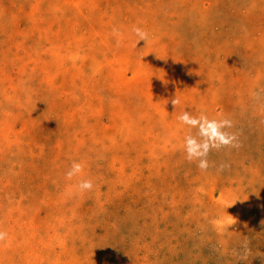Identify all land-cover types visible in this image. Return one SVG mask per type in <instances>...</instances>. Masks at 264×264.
Returning a JSON list of instances; mask_svg holds the SVG:
<instances>
[{"label": "rangeland", "instance_id": "obj_1", "mask_svg": "<svg viewBox=\"0 0 264 264\" xmlns=\"http://www.w3.org/2000/svg\"><path fill=\"white\" fill-rule=\"evenodd\" d=\"M185 111L232 123L207 170ZM0 230V264H264V0H0Z\"/></svg>", "mask_w": 264, "mask_h": 264}, {"label": "clouds", "instance_id": "obj_2", "mask_svg": "<svg viewBox=\"0 0 264 264\" xmlns=\"http://www.w3.org/2000/svg\"><path fill=\"white\" fill-rule=\"evenodd\" d=\"M132 31L139 38V41L148 40V33L143 28L134 26ZM113 34L117 36V43L119 44L120 33L116 28L113 29ZM172 103L176 106L179 103V100L175 98L172 100ZM179 120L183 124L197 129L196 136L187 135L185 137L184 150L186 152L187 159L190 161H197V167L201 170H207L209 167L207 156L210 150L219 149L223 146H235V135L226 131L227 128L232 127V123L226 118L210 119L204 113L195 117L185 111L179 116ZM82 171L83 165L81 163L74 162L71 169L66 173V177L71 180ZM78 188L80 191H89L93 188V183L91 180H82L78 184ZM6 238L7 233L0 230V242L5 241Z\"/></svg>", "mask_w": 264, "mask_h": 264}, {"label": "bare ground", "instance_id": "obj_3", "mask_svg": "<svg viewBox=\"0 0 264 264\" xmlns=\"http://www.w3.org/2000/svg\"><path fill=\"white\" fill-rule=\"evenodd\" d=\"M14 36V35H13ZM17 53V52H16ZM10 59H11V57H10ZM13 59V58H12ZM126 64V63H125ZM234 64V63H233ZM236 66V65H235ZM234 67V66H233ZM235 68V67H234ZM3 72V71H2ZM140 78V77H139ZM255 93V92H254ZM240 94V93H239ZM255 98V97H254ZM249 103V102H248ZM257 109V108H256ZM223 110V109H222ZM257 114V113H256ZM247 115V114H246ZM236 119V118H235ZM109 125V124H108ZM242 126V125H241ZM163 173H165V172H163ZM162 179V178H161ZM165 182H166V180H165ZM168 184V183H167ZM172 188V187H171ZM175 194V193H174ZM177 195V194H176ZM184 199V198H183ZM225 201V200H224ZM187 209V208H186ZM188 214V213H187Z\"/></svg>", "mask_w": 264, "mask_h": 264}]
</instances>
